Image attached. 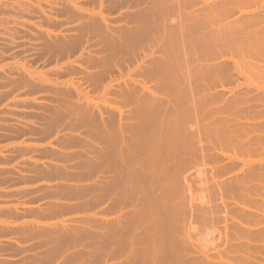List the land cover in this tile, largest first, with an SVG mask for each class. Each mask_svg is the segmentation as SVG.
<instances>
[{
    "label": "rangeland",
    "instance_id": "obj_1",
    "mask_svg": "<svg viewBox=\"0 0 264 264\" xmlns=\"http://www.w3.org/2000/svg\"><path fill=\"white\" fill-rule=\"evenodd\" d=\"M125 1H127V2L125 3ZM197 1L200 2L199 0H197ZM136 2H137V4H136ZM139 3H140V5H138ZM143 4H144L143 2L141 3L137 0H135V2H134V0H133V2H132V0H0V264H119L120 261H118V258L120 259V258H123L124 256H125V259H126V256L128 258L129 254L134 251V248L132 249V247L134 244H136V242L139 244H136V246H134V247L139 249L141 239H138V237L141 236V234L138 232H140L139 230L141 229L140 228L141 226L140 227L138 226V229H137V226L135 229H133L134 226H132L133 222L136 221V220L134 221V219L135 218L137 219V217L139 216V213H137L138 215L136 217H133L134 214L131 213V210L133 209L132 210V212H133L134 209H137L135 207H137L139 204H141V201H140L141 200V197H140L141 196V193H140L141 190H140V188L142 187L141 185L143 184V182L140 180L143 177L141 176L142 173L138 174L139 172L137 171V170H139V171L142 170V168L140 169V167H141L140 165H142V162H141V164H138L140 159L138 161H136L135 159H138L139 157L142 156L141 157V161H142V158L145 154L142 151L138 152V150H140V148L143 147L142 143H144L145 145L148 144V142L146 141L147 136L146 137L144 136V134L147 132L146 129L149 128L147 126L153 124V125H155V128H157L158 126L160 127L161 124L159 123L156 125L153 122H151L152 124L145 122L144 118L148 117L149 112L148 111L146 112V110L142 107L143 105L141 103L140 104H141V107L143 109L137 108V107H140V104H138V103H139V101L141 102L142 99H140L139 101H137L138 100L137 98L132 99L135 102L132 101L131 99H130L131 101L128 102V100H129L128 99V100H126L127 102H125V100H123V97H121L119 95L118 91H119L120 87L124 86L123 82L129 81L127 79V78H129L127 76L129 69H134L135 66H137L139 64V62L137 63V61L141 60V58H142L141 56L143 54L138 52V53H140V56L138 57L137 56L138 54H136L137 58H132V60H131V58H130L131 54H130V51H128L130 46H122L121 47V46L115 45L116 42H115V38L113 36L116 37V35H117V34L115 35L116 29L118 30L120 27L124 28L126 25H128V23H130V21L128 22V19L131 20V18L133 17V15H132L130 18L129 17L130 14L136 13L137 10L139 11L140 10L139 6H143ZM247 9H249V8H247ZM125 12H127V14ZM127 15H129L128 16L129 18L127 17ZM122 16H123V18H122ZM131 23L134 24L133 21H131ZM119 24L121 26H119ZM129 25L131 26V24H129ZM122 26H124V27H122ZM159 30H160V28H159ZM82 35H83V37H82ZM113 38H114V40H113ZM164 47H166V46H164ZM172 47H174V48H172ZM172 47H169V48H172V49L177 48L178 49V47H180V46H177L176 48H175V46H172ZM126 48H128V49H126ZM166 49H168V48L166 47ZM142 52L144 53L145 51L143 50ZM128 56H130V57L127 58ZM133 59H135V60H133ZM144 62L147 64V60H145ZM106 64H108V66ZM102 65H103V67H102ZM104 66H107L106 67L107 69H108V67L111 66L110 67L111 70L109 69L110 70L109 72L107 71L106 73H103V71L104 72L106 71V70H102L104 68ZM119 68H120V70L122 69L121 71L124 73V74H122V75H124L122 77H127V78H125L127 80L121 79L122 77L119 76L120 75L119 74L120 73ZM130 77L131 78H137V80H139V81L143 80V78L141 79V76L139 74H137L136 72L130 73ZM261 80L262 79H260L258 81V83H256V85L260 84L259 86H261V84L263 83L262 85L264 86V82H263L264 80H262V82H261ZM152 81H154V80H152ZM147 82H146L147 85H152L155 81L152 83L150 81H149V83H147ZM254 82H257V79H256V81L254 80ZM110 83L112 84V87L110 89V92H108L106 98H104L105 96L102 95V91L105 88V86H107ZM79 85H81V86H79ZM226 86L227 87L228 86L233 87V84H229V85L227 84ZM255 90L256 89H253L254 92L257 91V90L255 91ZM115 91H116V93H115ZM162 91H164V90H162ZM159 92L162 93L161 91H159ZM224 93H225V95L227 94L226 96L229 95V92L227 90H225ZM161 96H163V95H161ZM96 101H97V103H96ZM90 102H91V104H90ZM98 102H100V103H98ZM253 102H256V103H253ZM257 102H258L257 100H254L252 102L249 101L248 102L249 105L247 104V106H250V107L248 108L249 112L247 110L246 111L248 113H250V115L251 114H253V115L249 116L247 113V115L245 114V116H247V118H246L244 116V114L242 115L240 113L242 116V119H243L242 122L246 123L244 125L247 126V124L250 122L249 125L250 124L253 125L252 126L253 128H251L250 126H249L250 128H248V126H247L245 133H244L245 135L243 134L244 136H241V137L238 136L237 139L235 138V141H236V143L238 142V145L237 144L234 145L233 144L234 141H233L230 143V145L227 146V145H225V143H226L225 140L223 141V139H221V141H222V143H221V142H219L220 140L217 139V137L215 138V134H213L211 131L215 132V129H217V128L220 129L222 127L221 125H223V124L221 122H218L221 125L216 123V122H214V124H213L212 121H214V119H211V118H213V117H211V115L210 116L205 115L204 117H200L199 119L196 117L197 119H193V120H191V119L187 120V117H186L187 121H186L184 126L182 124H184L185 121H183V123L180 122L181 123V125H179L180 130L177 129L178 128L177 123L176 124L172 123L171 125H169V124L165 125V127L168 126V127H166V129L168 128L169 131H171L170 134H172V131H173V133H178L180 135V138L182 137L181 138L182 141H185L187 138L189 140H191L190 137H186L184 130L181 131V127H182V129H184V127L187 126L185 128L186 129L185 131H191V132L197 133V134L194 133L195 136L193 139L195 142L193 144V147L196 148L198 146L197 148H200V146H201V148L204 149L203 150L200 148L201 149L200 153H202V155L204 153L205 156H200L199 149H197V148L196 149L198 150L199 154L197 153V151H194V154L192 152L187 153V154H189V156H191L189 158L186 155L187 159H191L190 161L193 163V165L189 160L188 161L186 160L187 161V163H186V161L184 162V161H182V159L181 160L180 159H178V160L174 159V161L172 163L173 164L172 166H174V163H178V164H176L177 167L178 166L184 167V168L179 167V170H178L177 167L174 166V168L176 167V169L179 171V174L182 175L181 176L178 174L179 177L180 176L182 177V179H181V177H180V179L183 182L185 181L184 183L186 184V185L184 184L186 186V187H184V185H182L183 182L179 179V177L176 176L178 178L180 184L181 183L182 184L179 185L177 183V181L175 180L177 184L174 182L173 187H175L177 189L178 185H179L178 186L179 188L182 186L181 187L182 189L180 188V190H178L177 192L179 194L180 191H181V193L183 191L182 194L180 193L181 194L180 196L183 197V195H184V197H183L184 199L180 200L181 197H180V199H177V200H179V201H177L178 206L180 205L182 207V205L184 206V204L187 203L188 201H189V203H187L186 205L190 204L187 206L188 207L187 211L189 214L188 215L186 213V209H185V212L180 210L182 208H185L186 206L182 207V208L177 207V203L174 202L176 200H174L173 202L176 203L175 204V206L177 207L176 209L180 208L179 210H177L180 212V214L178 213V215H177L176 214L177 211H174L175 216L176 215L177 216L175 217L173 215L174 216L173 220H174V222L176 221V219H177V222H179L178 220H181V219L183 220V218L178 219L180 216L182 217V214L184 215L183 217H186L185 215H187V218L185 219L186 222L187 221L190 222V220H191V223H189V222L185 223L183 220V223H185V225L183 223H179V225H178L179 227H180V225H183L180 227L181 232L183 231L182 234H179L180 228L178 229V226H177L178 223L177 222L174 223V225L177 223L176 227L174 226V228L176 229V238L175 239L178 240L177 245H178V248L180 250L181 244L179 243V240H180V238L183 239L180 236L181 235L183 236V234H184V237H186L188 235L187 238H185V240L183 239L184 241L181 240L182 243L184 242L183 248H185V251L187 253L189 252V253L194 254L193 253L194 250H197L195 252L198 256L199 252H200V255H202L203 252L204 253L206 252L205 254L203 253V255H206V257L199 255L200 256V258H199V256H198V258H199L198 262H200V259L204 260L203 258L212 257V258H210V260H208V259H205V260H208L209 264H212V263L221 264L223 262H224V264H227L225 262H228V264H230L231 260H233L234 264H236L237 262H238L237 264H243L242 261L245 259L244 249L246 246H248L249 242L254 244L255 247H258V248H259V246L264 245V239L262 240V238H260L261 236L264 237V233H263L264 232V224H263L264 223V220H263L264 217L260 216L261 212L264 213V211H260V210H263V208L260 209V207H259L260 204L262 202H264V200H263L264 197L262 199L263 195H260V193H262V188L264 190V187H262V188L258 187L259 183H257V182H259V181L255 180L256 178H257V180H260L261 178H263V175L261 176V178H259V177L251 178V181L249 180V182H248L249 184H250V182L253 184L257 183L258 186H255V184H254L253 187H256V190H257V188H259V190L261 189L260 192H255V193H258L260 196L258 194H254L253 192H251V193L254 195L249 194L250 188H252L251 191L255 190V188L253 190V187L251 186L252 184L249 185L251 187H249L248 190L245 189L246 195L243 194L242 192H240V193H242L243 195H240V194L238 195L242 201L241 196H248V194H249V196H248L249 199H251L250 196H253L252 197L253 199H255V197H256V199L254 200L253 203H255V201L258 203V204L257 203L253 204L250 201L251 204H249V201H248V203H247V201H245L246 199L245 200L243 199L242 203L240 201H239L240 203H236V205L238 204L239 205L238 207H240L237 209L238 212H242L243 215L241 213H238L237 211L236 212L238 214H241L242 216L237 215V213L235 212V210L233 208V207H237L234 204L236 202V199L234 197L236 195V193H234V196H232L233 193L231 194V192H230V194H227V193H229V191H227V187H226L227 184L229 186L230 184L235 183L234 179H236V176L238 177V175L240 173H242L244 175V173L252 170L253 165H254L253 169H256V167H258L259 165H261L262 169H264V165H263V163H264L263 162V159H264V147H263L264 146V138H263L264 137V125H263L264 124V122H263L264 121V111H262L264 109L261 110V108H264V107L261 106V108H259L260 102L259 103H257ZM107 103L111 104V105H108ZM115 103H117V104H115ZM124 106H125V109H124ZM240 106H243V105H240ZM141 109H142V111H141ZM256 110H257V112H256ZM251 111H252V113H251ZM143 113H145V115ZM244 113H246V112H244ZM142 114H143V116H146V117H143ZM120 115H121V118H120ZM232 115L233 116L228 114L227 117L228 118H230V117L234 118L235 117L234 113ZM237 115H239V114H237ZM110 116H112V117H110ZM213 116L215 118V116H217V115H213ZM241 116H240V121H241ZM139 117L140 118L143 117V119H140ZM206 118H210V120L209 119L206 120ZM248 118L251 120L248 121ZM184 119H185V116H184ZM261 119H263V120H261ZM147 120H149V119L147 118ZM123 121H125V122H123ZM144 122L147 123V126L145 125ZM162 123H163V121H162ZM205 123H206V125H205ZM164 124H165V122L162 124V127ZM217 124L219 125V127ZM256 124H257V127H260V128H257V127L254 128V126H256ZM258 124H260V125H258ZM73 125H74V127H73ZM207 125L210 127L208 128ZM130 126H131V128H130ZM174 126H175V129H177V130L174 129ZM204 126H206V127H204ZM171 127H173V130ZM223 127H224V125H223ZM150 128L154 129V127H150ZM140 129H141V131H140ZM168 129L165 131V133L167 135H164L165 133H162L165 137L166 136L168 137V135H169ZM208 129L211 131H209ZM251 129L253 132L251 131ZM144 130H145V132H143ZM147 130H150V132H151L152 129H147ZM159 130H160V128H159ZM254 130H256V131H254ZM154 131H155V129L153 130V135L155 133ZM156 131H158V128L156 129ZM167 131H168V133H167ZM136 132H137V134H135ZM102 133L110 136V139H111L110 141L113 140L112 142L115 143L113 145L111 144L112 147H114V148H120L121 146L119 147V145H122L125 143L124 145H122L123 148L121 147L122 149L121 148L120 149L123 151V153H126V154H127V152H130V151L132 152V149L134 150V148H131L132 146H129V144L133 140H135V141L137 140V142H135L137 144V143H139L138 138L140 137V134H141V136L143 135L142 137H145V139L143 138V140H145V141H143L142 138H140V140H142L143 142L139 143V144H142V145L138 146L139 149L135 148V150H134L136 153L135 156H137L138 158L134 157V155H133L134 153L131 154V157H132V155L134 157V158L132 157V159H133L132 161L134 162V160H135L136 163L134 162V164H138V165H134L132 162H130L131 158H129V164L128 163L126 164V161H127L126 159H125L126 161L124 160L125 161L124 164H126L125 166L128 165V166H130V168L133 167L132 168L133 171L136 169V171H134V173H135L134 174V173H132V169L130 170L129 167L128 168L125 167L127 169V171L130 170V172L132 173V174L131 173L128 174V172H127V174L129 175L128 179H130L131 178L130 175L133 176V174H134V180L136 178L137 182H138L139 178H141L139 180L140 181L139 183H141V182L142 183L141 184L138 183V185L140 187H138V185H137V187H138L137 192H139L138 201H140L139 204H138V201L136 200L138 193L135 192L136 194L133 195L134 193L132 194V192H131L133 190V187L136 188V186H135L136 183H135V181L133 182V177H132V180L130 179V181H132L131 182L132 186H130L131 191L128 194L129 199H131L130 201H128L129 200L128 197H125L127 195L124 196V199H123V197H121V200L119 199V197H116L117 196L115 193L116 190L114 192L112 191L113 194L107 196V198L104 199V201H102L100 199V197H102V195H101L102 191L101 190H102V185L104 183V182L102 183V179L106 178L107 175L112 177V179L110 178L111 180L115 179V177H116V176H114V178H113V175H116L115 165L111 166L110 168L107 167L108 169H110L109 170L110 172L108 171L109 172L108 174H105L107 172H104V169H103V168H105V170H106V167L105 166L103 168L101 167L102 162H100V161L102 160V158H99V155H100L99 151L101 149L103 151L102 146H104L106 144L105 141L102 142V140H101V139H103ZM127 133H128V135H127ZM147 133H148L147 134L148 138H149V135L152 136L151 139L149 138L150 140L148 139V141H151L153 139V135H152V133H149V132H147ZM247 133H248V135H247ZM131 134H133V135H131ZM156 134L158 136V134H161V132H157ZM178 134H173L174 137L171 135V137H173L174 139L173 138H167V137L166 138H167V140L173 139L175 141L176 137L179 136ZM255 136H257V137H255ZM120 137H121V139H120ZM155 137L156 136H154V138ZM206 137L208 138L207 140H206ZM248 137H249V139H247ZM258 137L261 139V141ZM177 138H178L177 141L178 140L180 141L179 137H177ZM250 138L251 139L253 138V139L250 141ZM157 139H158V137H157ZM183 139H185V140H183ZM100 140H101V142H100ZM125 140H126V142H125ZM196 140L197 141L199 140L197 142V144H195ZM214 140L216 143L213 142ZM217 140H219V141H217ZM79 141H80V144H79ZM182 141H180V142H182ZM112 142H110V143H112ZM119 142H121V143H119ZM145 142H147V143H145ZM211 142H212L213 146L217 143L219 144V145L217 144L213 147V149L216 150V151H213L214 155L211 153L212 152L211 150H213V149H211L212 146H211V148H207V146L209 147L211 145V144L208 145ZM240 142H242L241 146L239 145ZM244 142H247V144H245ZM62 143H64V144H62ZM135 143H133V144H135ZM175 143H177V142L175 141ZM201 143L204 145H202ZM220 143L222 144V146H221L222 148H220ZM232 144L234 147L231 146ZM111 145H109V146H111ZM247 145H250L253 148L251 151L249 150L250 153L248 152V149L250 146L247 147ZM217 146H219V147H217ZM225 146H227V147L231 146L232 149L234 148L236 150L233 149L234 151H232V149H229L230 147L228 148L229 149L228 150V149H226L227 147H225ZM237 146H238V149L236 148ZM244 146H246V147H244ZM136 147H137V145H136ZM223 147H225V149H226V151L223 150L224 154H226V155H223V153H222L223 151L221 149H224ZM106 148H107V146H106ZM195 148H194V150H195ZM218 148H220V150H221V151L219 150L221 153L220 157L224 161L217 159V158H219L218 157L219 156ZM123 149H125L127 152H124ZM145 149H147L146 146H145ZM205 149H206V151L207 150L208 151L206 152ZM209 149H210V151H209ZM241 149H244V150L241 151ZM112 150H114V149H112ZM120 151H118V152H120ZM239 151H241L243 154L247 152L246 153L247 155H244L243 156L244 158H241V160L246 159V160H251V162L252 161L256 162L258 160L257 161L258 163L260 162L259 160H262L261 161L262 164H261V162L259 163V165H256V164H258L257 162H256V164L254 162H253L254 164H251V163L248 164L247 163L248 165L246 164V166L245 167L243 166V167L245 169L248 166L247 168H249L250 170L247 168L246 169L248 171L242 169L241 163H239V161H238L240 159H237L235 161L236 157H241L243 155ZM244 151H246V152H244ZM144 152H146V151H144ZM208 152H210V153H208ZM237 152L239 154H237ZM139 153H141V154H139ZM126 154H125V156L124 155L123 156L126 157ZM148 154L149 153H148V149H147L146 157L148 156ZM209 154H212V155H210V156H213L212 160L210 159ZM216 154H218L217 158L215 157ZM231 154L233 157H235V155H238V156H236L234 158V160H231L230 165H229L228 162L230 161V159H233V157L229 159L227 156L230 157ZM50 155H51V157H50ZM113 155L116 156V154H113ZM195 155L197 158L195 157ZM222 155L226 156L227 159H226V157H223ZM100 156L102 157V154ZM186 156L184 158H186ZM192 156L195 157L193 160H192ZM128 157H130V155ZM128 157H126V158H128ZM207 157H209V158H207ZM114 158H113V161L116 160L115 162H117V156L115 159ZM197 159H199V160H197ZM216 159L219 161L217 162ZM241 160H240V162H241ZM40 162H41V164H40ZM82 162L85 163L86 165L89 164L88 165L89 167H90V164H92V162L95 164L97 163L96 164L97 165V172L95 171V172L90 174L91 179L90 178L87 179V178H84V176H81V174L83 172L82 171V165H81ZM115 162H113V163L115 164ZM182 162L184 163V165L182 164ZM188 162L191 164L189 165ZM131 163L134 166L133 165L131 166L130 165ZM185 163L188 165H186ZM224 163L225 164L228 163L227 165H229V168H227ZM237 163L240 164L241 169L240 168L239 169L241 171L243 170V172H241L240 170L237 172L235 170L239 167V164H237ZM222 164H224V165L221 168L220 165H222ZM235 164H237L238 167ZM215 165H216V167L220 166L221 170L216 168ZM232 165H234V166H232ZM242 165H245V164H242ZM75 166H77V167H75ZM185 166H187V167H185ZM188 166L189 167L192 166V167L187 170ZM230 166H231V169H230ZM137 167H139V168L137 169ZM224 167H226V168H224ZM250 167H252V168H250ZM174 168H172V169H174ZM211 168H212V170H211ZM102 169H103V171L101 172ZM181 169H185V170H181ZM229 169L237 172L236 173V172L231 171L232 175L233 174L235 175V176L233 175L235 178L231 175ZM177 170H175L176 174L178 172ZM223 170H225V171L228 170V172L226 171V174H224ZM215 171L220 172V174H218V172H215ZM222 171H223V174H221ZM262 172H263L262 174H264L263 170H262ZM213 173H214V175H213ZM136 174L138 176L140 175V177H138ZM184 175H188V176L186 177ZM228 175H230V176L228 177ZM194 177H196V178H194ZM227 177L228 178L231 177L230 178L231 183ZM67 178H68V180H67ZM226 178L228 179V181ZM221 180L227 181V182H225L221 185V183H222ZM232 180H233V182H232ZM254 180H255V182H254ZM262 180L263 179H261L260 181H262ZM126 181L129 182V180H126ZM126 181H125V183H126ZM186 182L188 184H190V186L187 185ZM218 182H220V184ZM84 184L85 185L86 184H93L99 188V195H100L99 196V204L97 205V202L95 201V203H96L95 206L93 208H90L89 210L79 209V210H67L66 211L65 208L71 207V206L75 205L76 203H79L80 201L83 200L82 197L77 198V197L73 196L72 189L80 188L81 186H85ZM127 184L128 183H126V186H127ZM224 184H226V185H224ZM261 184L263 186L264 182L263 183L261 182ZM219 185L221 186V188L219 187ZM246 185H248V184L246 183ZM126 186L124 185L125 188H126ZM223 186H225L226 188ZM216 187H218V189ZM175 188H173V189H174L175 194H176L177 192H176ZM127 189H128V187L126 188V192H127ZM222 189H224L226 192L224 190H223L224 191L223 192ZM243 189H244V187H243ZM243 189H242V191H243ZM219 190L221 191L222 194L219 192ZM184 191H185V194H184ZM186 191L187 192L190 191L188 193L189 195L187 194ZM214 191H216V192H214ZM97 192H98V190H97ZM97 192L96 193L93 192L92 195L95 194L97 196V194H98ZM133 192H134V190H133ZM247 192H249V193L247 194ZM127 193L124 192V194H127ZM223 194L225 195V197L228 195L232 196V197L228 196L229 199H228V197H226V199H225ZM262 194H264V193H262ZM257 195H258V197H257ZM51 196H53V197H51ZM133 196H136V197H133ZM220 196H221V199H220ZM238 196H236V197H238ZM175 197H177V196L175 195L174 199H175ZM200 197H201V199H200ZM203 197H204V199H203ZM239 197H238V199H239ZM260 197H261V200H263L262 202L260 200ZM199 199L202 201H200ZM210 199H211V201H210ZM232 199H233V201L235 200L234 203H231ZM28 200L34 201L32 205H33V208L38 209L37 213L34 212V213H32L33 215H26L23 210L21 211V209H24L26 207V205H27L26 203L28 202ZM118 200L120 202L123 201L122 203H123V205H125V207L123 206V208H121L122 203H119ZM124 200H126L128 202V205H130L129 207L126 203H124ZM133 200H135V203L137 201V204H138V205L134 204V206L136 205L135 207L131 203V202H133ZM183 200H185L186 202L185 201L182 202ZM219 200H221V201L219 202ZM225 200H226V202H225ZM199 201L201 204L199 203ZM223 201L225 203H227V205L225 203H223ZM106 202H107V204L112 203L113 205L115 203H117V205H118L117 207L121 206L120 208H121V212H123L122 213L123 219H122V216L120 215V213H121L119 210L120 208L117 209V207H115L116 204L114 205L115 209L111 214H108V213L107 214L105 213L106 215L103 214L102 208L105 205H107ZM228 202H230L231 204H229ZM237 202H238V200H237ZM181 203H183V204H181ZM243 203H245V204L247 203V204L245 205ZM199 204H200V206H199ZM218 204H219V207H218ZM221 204L223 205V207L221 206ZM228 205H230V206H228ZM139 206H141V205H139ZM139 206H138V209L140 210ZM215 206H217V207H215ZM11 207L18 208V211L16 212V214L13 213L12 211H10ZM130 207H133V208H130ZM212 207H214L216 212L214 211V209ZM262 207H264V206H262ZM129 208L131 209L130 213H129V210H127ZM227 208L229 209L228 211H227ZM138 209L136 210V212H138ZM189 209H190V211H189ZM207 210H209V211H207ZM223 210H225V211H223ZM124 211L126 213L128 212V214H132L133 216H129L127 214L126 215L127 217H124V215H125ZM181 211L186 213V214L182 213ZM200 211H202L203 214ZM229 211H232V213L235 212L236 213L235 216H238V217L233 216L234 213L232 215H229L228 214ZM190 212L191 213L194 212L193 216ZM223 212L226 215H224ZM263 213L261 215H264ZM87 216H89L90 218H88ZM116 216H119L118 218L122 219L123 223L128 218V220H126V224H127V222H129V219L131 222L132 221L131 218H133V221L131 223L132 225L130 224L128 227L129 228L132 227L134 232L132 229H130V231L134 235L130 231L128 232L129 229L128 230L126 229L127 226L124 223L125 225L124 224L123 225L125 227H123V228L126 230V232H125V230L123 231V229H122V233L125 236V238L123 236H121L122 241H124L122 243L120 241L121 237H118V235L120 236L121 233L118 234V232H120V231H117V228H116L117 224L118 223L122 224V222H120V220L118 221V218ZM204 217H205V219H204ZM102 218L104 220L105 219L110 220L113 223H115L116 221L118 222V223H115L116 225H114V228H113L115 230V232H113V229L110 230L109 227L104 226L105 224H102L103 223ZM124 218H126V219H124ZM194 218H196L195 219L196 221L194 220ZM236 218H238L239 220ZM96 219L99 221V223H97L95 221ZM101 219H102V222H101ZM114 220H115V222H114ZM182 220H181V222H182ZM13 221H16V222H13ZM87 221H91L90 224L87 223ZM227 222H229V223H227ZM233 223L235 225H233ZM259 224H261V225H259ZM224 226L226 227V229ZM105 227H107V228H105ZM194 227H195V229H194ZM229 227H231V228H229ZM136 229L138 230V232H136L137 231ZM248 229H250V230H248ZM210 232H211L212 236H210L211 235ZM233 232H234V234H233ZM251 232H252V234H251ZM114 233H117V235L116 234L113 235ZM105 234H106V236H105ZM123 234H121V235H123ZM177 234H179L178 235L180 237L179 239L177 237ZM129 235L133 238L135 235H137V236L139 235V236L138 237L136 236L137 238L135 237L136 239L132 240L133 242L135 241L133 243V245L130 242L132 247L126 245L128 247L127 248L126 246H124V244L127 243L129 245L128 241L131 240V237ZM240 235H242V236H240ZM195 236H196V238H195ZM208 237H211V238H208ZM250 237H251V239H250ZM128 238H130V240ZM117 240H118V242H120L118 244H122L124 247L120 248L119 245H116L117 242H115V241H117ZM188 240H189V242H188ZM258 240H259V242H258ZM260 240L262 243L260 242ZM190 241H193L192 244ZM253 241H255V242H253ZM186 242H188L187 243L188 247L185 246ZM243 244H246V246L244 245L245 246L244 247ZM137 245H138V247H137ZM190 245H191V247H190ZM203 245H204V247H203ZM249 245L251 247V244H249ZM254 245H252L253 248H251V249H249L250 247L246 248L247 249L246 253L251 254L249 256H252L250 258V260L253 259V260H251L252 263L254 262V264H264V247L263 248L260 247L259 249L258 248L255 249ZM192 246L194 248H192ZM125 247L127 249H125ZM197 247H199V249ZM187 248L191 249V251H193V252L188 251ZM131 249L133 251H131ZM125 250L126 251L128 250L127 252L129 254L125 253L126 252ZM183 251L184 250H182V251L180 250L179 253L182 252V254H183L185 252V251L184 252ZM117 252H118V254H115ZM123 253H125V254L123 255ZM185 253L183 254L184 256H186ZM217 253L219 256L217 255ZM256 253H257V255H256ZM105 254L107 257L104 256ZM120 254L123 255V257ZM182 254H179L180 259L185 258ZM196 254H194V255H196ZM222 255H224V257ZM247 255H245V256H247ZM213 256H214V258H213ZM194 257H196V256H194ZM201 257H203V258H201ZM188 258H190V256ZM188 258H187V261H190V260H188ZM229 258H230V261H228ZM125 259H123L124 262L127 260V259L126 260ZM185 259H183V260H185ZM234 259H235V261H234ZM194 260H195V258H194ZM205 260L203 261L204 263H206ZM217 261H218V263H217ZM182 262H186V261H182ZM244 263L246 264V261ZM231 264H232V262H231Z\"/></svg>",
    "mask_w": 264,
    "mask_h": 264
},
{
    "label": "bare ground",
    "instance_id": "obj_2",
    "mask_svg": "<svg viewBox=\"0 0 264 264\" xmlns=\"http://www.w3.org/2000/svg\"><path fill=\"white\" fill-rule=\"evenodd\" d=\"M137 1H139V2H143L144 4H143V6H139V11L137 10L136 11V13H132V14H130V16L129 15H127V17L129 16L130 18H131V16L133 15V17L131 18V20H129L128 19V22L130 21V23H128V25L129 24H131V26L129 25H124V26H122V27H124V28H119L118 30L116 29L115 30V35H116V37L115 36H113L114 38H115V42H116V44L115 45H117V46H130V48H129V50L128 51H130V54H131V57L130 56H128L127 58H131V60H132V58H137L136 57V54H138L137 56L139 57L140 56V53H142L143 55L140 57L141 58V60L139 61H137V63L139 62V64L137 65V66H135V68L134 69H129V72L127 73V76L129 77V78H127V77H122V76H124V75H122V74H124L121 70H120V68H119V76H121L120 78L122 79V80H129L128 82L127 81H124L123 83H124V86L123 87H120L119 88V95L121 96V97H123V100H125V102H127L126 100H128V102L129 101H131L132 99H138L137 101H139L140 99H142V101L140 102L139 101V103L138 104H142L143 106V108L146 110V112L148 111L149 113H148V119L149 120H147V118H144V120H145V122H148L149 124L151 123V122H153V123H155L156 125L157 124H161V126L159 127H157L158 128V131H156V129L157 128H155V125H153L152 123V125H148L147 126V123H145V125L147 126V127H149V128H147V129H152L151 130V132H150V130H147L146 129V131L147 132H149V133H152V135H153V130L155 129V133H154V135H153V139L151 140V141H148V139L150 138L151 139V135H149V138H148V133L146 132L145 134H144V136L146 137V141L148 142V144H144V143H142L143 141H145V140H143V138L145 139V137H142L141 136V134H140V137L138 138L139 139V143H142L143 144V147L142 148H140V150H138V152L139 151H142L143 153H145L144 154V156H143V158H142V161H141V157H137V156H135V148H138L139 149V147L138 146H140V145H142V144H139V143H135V142H137V140L135 141V140H133L130 144H129V146H132L131 148H134V150L132 149V152L130 151V152H127L125 149H123L124 150V152H127V154L126 153H123V151L121 150L123 147H122V145H124V144H122V145H119V147L121 148H114V147H112V145L113 144H115V143H113L112 141H110L111 139H110V136L109 135H106V134H103L102 133V138L103 139H101L102 140V142L103 141H105V145L104 146H102L103 147V151H102V149L99 151L100 153V155L102 154V157L99 155V158H102V160L100 161V162H102V164H101V167L103 168L104 166L105 167H108V168H110L109 167V165L111 164V166H114L115 165V172H116V175H113V178H114V176H116L115 177V179H113V180H111L112 179V177L111 176H109V175H107V177L106 178H104V179H102V183H103V188H102V193H101V195H103V197H100V199H105V194H106V191H107V194H113V193H110V192H114L115 190H116V197H119V199L121 200V197H123V199H124V196L125 195H127V196H125V197H128V199H129V192L131 191L130 190V186H132L131 185V182L132 181H130V179L132 180V177H133V182L135 181V183H136V188H134L133 187V190H134V192H133V190L131 191L132 192V194L133 195H135L136 193L135 192H137V188L138 187H140L139 185H138V183L140 182V181H142L143 182V184L141 185L142 187L140 188V190H141V204H139L140 203V201H138V197H139V192H137L138 193V195H137V201H138V204L139 205H141V206H139L138 204H137V201H136V203H135V200H133V202H131L132 203V205L134 206V204H137L139 207H140V210L138 209V206L137 207H135V208H137L138 209V212H136V210L137 209H134V211L132 212V210L130 209V208H133V207H130L129 209H127V210H129V213H130V210H131V213L132 214H134V216L132 215V214H128V212L126 213L125 211H124V213H125V215H124V217H127L126 215L128 214L129 216H133V217H136L138 214L137 213H139V218L137 217V219L135 218L134 219V221L135 222H133V225L131 224L132 223V221H133V218H131V222H130V219H129V222H127V224H126V220H128V218L126 219V218H124V219H126L125 220V224H126V226H127V230H128V232L130 231V229H132V227L131 228H129L128 226L131 224L132 226H134V228L133 229H135L136 228V226H137V229H138V226L141 228L139 231L140 232H138V230L136 231V232H138V233H140L141 234V236H137V235H135L134 236V238L133 237H131L130 235V237H131V240H130V238H128L130 241H128L129 242V245L127 244V243H123L124 244V246H131V244H130V242L132 243V245H133V243L135 242H133L132 240H135L137 237H138V239H141V243H140V246H139V249H137V248H135L134 246H136V244H139V243H137L136 242V244H134L133 245V247H132V249L134 248V251L131 249V251H133L132 253H128L126 250V252L125 253H127V254H129V257L127 258V256H126V259H125V256L123 257V255L125 254V253H123V255H121L123 258H118V261H120V263L123 261V259H125L126 261L124 262H122L121 264H209L208 263V260H210V258H212V257H210V258H203V257H206V255H203V253H202V255H200V252L198 253V256L200 255V256H203V257H201V258H203L204 260L205 259H208V260H205V262L206 263H204L203 261L204 260H202V259H200V262H198V260H199V258H200V256H199V258H198V256H197V254H196V252L195 251H197V250H194V252L193 251H191V249H188V251H191V252H193L194 254H196V255H194V254H192V253H187L186 251H185V248H183V243L181 242V240L182 241H184L185 240V238H187V236L186 237H184V234H183V236L181 235L180 237H182L183 239H181L178 235L179 234H182V232H181V226H183V225H180V227L178 226L179 225V223H183V220H184V222L185 223H187V222H189V221H187L186 222V218H187V215H185L186 217H183L184 215L182 214V217L180 216L178 219H181V218H183V220H182V222H181V220H178L179 222H177V219H176V221L175 222H177L176 224H177V226H178V229L180 228V230H179V234H177V237H178V239L180 238V240H179V243L181 244V251L182 250H184L183 252L186 254V256H184L183 254H182V252L181 253H179L180 252V250H179V248H178V245H177V242H178V240L177 239H175L176 238V229L174 228V226L176 227V224L174 225V220H173V217L175 216V214H174V211H177V210H179L180 208H182V207H185V208H182V209H180V210H182V211H184L185 212V209H186V213L188 214V211H187V206L188 205H190V204H188V205H186L187 203H189V201L187 202V203H185L184 204V206L182 205V207L179 205L178 206V203H177V201H179V200H177V199H180V195L183 193V191H182V193H181V191L179 192V194H178V190H180V188L182 187H178L179 185H181L180 184V182H179V180H178V178L177 177H179V175H181V174H179V167L180 166H176V164H178V163H174V166H176L177 167V169H176V167L174 168V166H172L173 164V161H174V159H182V161H190L191 159H187V156L190 158L191 156H189V154H187L188 152H192L193 154H194V151H197V153H198V150L197 149H199V153H200V150L201 149H203V148H201V146H200V148H195V147H193V144H194V136H195V134L194 133H196V132H191V131H185L186 129V127H184V129H182V127H181V131H183L184 130V132H185V135H186V137H190L191 138V140H189L188 138L185 140V139H183V140H185V141H182V137L180 138V135L178 134V133H173V131H172V134H170V132L171 131H169V129H168V131H169V135H168V137L167 138H173L174 136H173V134H178L179 136H177V137H179V139H180V141H182V142H180L179 140L177 141V137H176V139H175V141L177 142V143H175V141L173 140H167V138L164 136V135H167L166 133H165V131L167 130L166 129V127H168V126H166L165 127V125H167V124H169V125H171L172 123H174V124H176L177 123V129H179V125H181V123L180 122H182L183 123V121H185L184 122V124H182L183 126L185 125V123H186V121L187 120H193V119H199L200 117H204L205 115L207 116V115H211V117H213V118H211V119H214V121H212L213 122V124H214V122H216V123H218V122H221L223 125H224V127H223V125H221L220 123H218V124H220L222 127L220 128V129H215V132H213V131H211V130H209V131H211L213 134H215V138L217 137V139H219V140H217V141H219V142H221L222 143V141H221V139H223V141L225 140V145H230V143L231 142H233L234 141V145L235 144H237L238 145V142L236 143V141H235V138L237 139V137L239 136V137H241V136H244L245 134V130H246V128H247V126H248V128H253L252 126L253 125H249V123L247 124V126L246 125H244V124H246L245 122L243 123L242 122V116H241V114L243 115L244 114V116H245V114L247 115V113L249 112V110H248V108L250 107V106H247V104L249 105V101L250 102H252V101H254V100H257L258 102L257 103H259V108H261V106L262 107H264V86L261 84V86H259L260 84H258V85H256V83H258V81L260 80V79H262V80H264V0H199L200 2H198L197 0H137ZM127 1H125V3H126ZM132 2H133V0H132ZM134 2H135V0H134ZM121 3V2H120ZM123 4V3H122ZM136 4H137V2H136ZM101 5V4H100ZM113 5V4H112ZM135 5V4H134ZM138 5H140V3L138 4ZM141 7V8H140ZM247 8H249V9H247ZM133 10V9H132ZM126 14H127V12H125ZM98 14V13H97ZM126 17V18H127ZM128 17V18H129ZM122 18H123V16H122ZM107 20V19H106ZM112 20V19H111ZM122 20V19H121ZM125 20V19H124ZM115 21V20H114ZM119 21V20H118ZM131 21H133V23L134 24H132L131 23ZM96 22V21H95ZM126 22V21H125ZM92 24V23H91ZM126 24V23H125ZM104 25V24H103ZM118 26V25H117ZM119 26H121L120 24H119ZM98 27V26H97ZM103 27V26H102ZM127 27V28H126ZM91 28V27H90ZM101 28V27H100ZM159 28H160V30H159ZM99 29V28H98ZM89 30V29H88ZM117 32V33H116ZM111 33V32H110ZM109 33V34H110ZM82 37H83V35H82ZM114 38H113V40H114ZM105 40V39H104ZM114 42V43H115ZM112 43V42H111ZM107 44V43H106ZM108 45V44H107ZM56 46V45H55ZM101 46V45H100ZM164 46H166L168 49H166V47H164ZM172 46H175V48L177 47V46H180V47H178V49L176 50V49H172V48H174V47H172ZM169 47H172V48H169ZM126 49H128V48H126ZM145 51L144 53L142 52V51ZM170 50V51H169ZM99 51V50H98ZM122 52V51H121ZM138 52H140V53H138ZM110 55V54H109ZM105 57V56H104ZM110 57V56H109ZM130 60V59H129ZM133 60H135V59H133ZM145 60H147V64L144 62ZM81 62V61H80ZM109 63V62H108ZM136 64V63H135ZM107 66H108V64H106ZM101 66V65H100ZM107 66H104V68L102 69V70H106L105 72L103 71V73H106L107 71L109 72L111 69H110V67H108V69L106 68ZM102 67H103V65H102ZM110 69V70H109ZM87 72V71H86ZM122 72V73H121ZM137 73V74H139L140 76H141V79L143 78V80H141V81H139V80H137V78H131L130 77V73ZM98 73V72H97ZM75 74V73H74ZM100 76V75H99ZM126 76V75H125ZM138 76V75H137ZM143 76V77H142ZM93 78V77H92ZM98 78V77H97ZM101 78V77H100ZM125 78H127V79H125ZM145 78V79H144ZM256 79H257V82H254V80L256 81ZM152 80H154V81H152ZM262 80H261V82H262ZM148 81V82H147ZM149 81L151 82H154L152 85H147L146 84V82L147 83H149ZM89 82V81H88ZM98 82V81H97ZM119 82V81H118ZM151 82V83H152ZM260 82V83H261ZM264 82V81H263ZM120 83V82H119ZM100 84V83H99ZM229 85V84H233V87H227L226 85ZM84 85V84H83ZM137 85V86H136ZM139 85V86H138ZM79 86H81V85H79ZM78 86V87H79ZM114 86V85H113ZM226 86V87H225ZM232 86V85H231ZM77 87V86H76ZM111 87H112V84L110 83V84H108L107 86H105V88L103 89V91H102V95H104L105 97L104 98H106V96H107V94H108V92H110V89H111ZM115 87V86H114ZM139 87V88H138ZM82 89V88H81ZM94 89V88H93ZM92 89V90H93ZM253 89H256L255 91L256 92H254L253 91ZM162 90H164V91H162ZM225 90H227L228 92H229V95L228 96H226L225 95V93H224V91ZM159 91H161L162 93H160ZM69 92V91H68ZM78 92V91H77ZM96 92V91H95ZM98 92V91H97ZM79 93V92H78ZM115 93H116V91H115ZM98 95V94H97ZM101 95V96H102ZM160 95V96H159ZM161 95H163V96H161ZM87 96V95H86ZM100 96V97H101ZM116 96V95H115ZM103 97V96H102ZM112 98V97H111ZM131 99V100H130ZM118 100V99H117ZM116 100V101H117ZM122 100V101H123ZM94 101V100H93ZM98 101V100H97ZM97 101H96V103H97ZM121 101V100H120ZM132 101H134V100H132ZM101 102V101H100ZM100 102H98V103H100ZM104 102V101H103ZM135 102V101H134ZM253 103H256V102H253ZM90 104H91V102H90ZM94 104V103H93ZM108 104V103H107ZM115 104H117V103H115ZM141 104H140V107H137V108H142L141 107ZM104 105V104H103ZM108 105H111V104H108ZM129 105V104H128ZM240 105H243V106H240ZM245 105V106H244ZM85 106V105H84ZM107 106V105H106ZM115 106V105H114ZM110 107V106H109ZM117 107V106H116ZM74 108V107H73ZM119 108V107H118ZM129 108V107H128ZM142 108V109H143ZM124 109H125V106H124ZM142 109H141V111H142ZM262 109H264V108H261V110ZM121 110V109H120ZM136 110V109H135ZM248 112H247V111ZM260 110V111H261ZM88 111V110H87ZM113 111V110H112ZM138 111V110H137ZM144 111V110H143ZM262 111H264V110H262ZM261 111V112H262ZM101 112V111H100ZM145 112V113H146ZM244 112H246V113H244ZM256 112H257V110H256ZM259 112V111H258ZM89 113V112H88ZM122 113V112H121ZM145 113H143L144 115H145ZM234 113V118H232V117H230V118H228L227 116H228V114L229 115H231V116H233L232 114ZM236 113V114H235ZM241 113V114H240ZM251 113H252V111H251ZM143 114H142V116H143ZM237 114H239L240 116H241V121H240V116L239 115H237ZM258 114V113H257ZM117 115V114H116ZM183 115V116H182ZM213 115H217V116H215V118H214V116ZM248 115L249 116H251V115H253V114H251L250 115V113H248ZM72 116V115H71ZM129 116V115H128ZM141 116V115H140ZM184 116H185V119H184ZM260 116V115H259ZM93 117V116H92ZM110 117H112V116H110ZM123 117V116H122ZM143 117H146V116H143ZM143 117L142 118H140V119H143ZM186 117H187V120H186ZM197 117V118H196ZM246 118H247V116H245ZM120 118H121V115H120ZM136 118V117H135ZM258 118V117H257ZM69 119V118H68ZM101 119V118H100ZM126 119V118H125ZM134 119V118H133ZM207 119H209L210 120V118H206V120ZM116 120V119H115ZM143 120V121H144ZM251 119H249L248 118V121H250ZM256 120V119H255ZM258 120V119H257ZM261 120H263V119H261ZM260 120V121H261ZM87 121V120H86ZM141 121V120H140ZM150 121V122H149ZM162 121H163V123L165 122V124L163 125V127H162ZM199 121V120H198ZM246 121V120H245ZM64 122V121H63ZM101 122V121H100ZM123 122H125V121H123ZM127 122V121H126ZM247 122V121H246ZM264 122V121H263ZM62 123V122H61ZM75 123V122H74ZM253 123V122H252ZM260 123V122H259ZM50 124V123H49ZM112 124V123H111ZM118 124V123H117ZM191 124V123H190ZM217 124V125H218ZM57 125V124H56ZM134 125V124H133ZM139 125V124H138ZM205 125H206V123H205ZM212 125V124H211ZM258 125H260V124H258ZM264 125V124H263ZM48 126V125H47ZM121 126V125H120ZM119 126V127H120ZM125 126V125H124ZM129 126V125H128ZM176 126V125H175ZM175 126H174V129H175ZM208 126V125H207ZM250 126V127H249ZM73 127H74V125H73ZM92 127V126H91ZM142 127V126H141ZM150 127H154V129L153 128H150ZM165 127V128H164ZM193 127V126H192ZM204 127H206V126H204ZM210 126H208V128H209ZM218 127H219V125H218ZM257 127V124H256V126H254V128H256ZM130 128H131V126H130ZM143 128V127H142ZM159 128H160V130H159ZM164 128V129H163ZM170 128V127H169ZM172 128V130H173V127H171ZM257 128H260V127H257ZM263 128V127H262ZM111 129V128H110ZM166 129V130H165ZM177 129H175V130H177ZM202 129V128H201ZM211 129V128H210ZM164 132H163V131ZM171 130V129H170ZM180 130V129H179ZM178 130V131H179ZM199 130V129H198ZM260 130V129H259ZM48 131V130H47ZM123 131V130H122ZM140 131H141V129H140ZM168 131H167V133H168ZM193 131V130H192ZM249 131V130H248ZM251 131H252V129H251ZM254 131H256V130H254ZM108 132V131H107ZM118 132V131H117ZM143 132H145V130L143 131ZM157 132H161V134H158V136H157ZM253 132V131H252ZM96 133V132H95ZM105 133V132H104ZM110 133V132H109ZM133 133V132H132ZM162 133H165L164 135L162 134ZM249 133V132H248ZM248 133H247V135H248ZM255 133V132H254ZM18 134V133H17ZM80 134V133H79ZM112 134V133H111ZM134 134V133H133ZM133 134H131V135H133ZM135 134H137V132L135 133ZM197 134V133H196ZM200 134V133H199ZM206 134V133H205ZM208 134V133H207ZM244 134V135H243ZM120 135V134H119ZM118 135V136H119ZM122 135V134H121ZM127 135H128V133H127ZM171 135L173 136V137H171ZM34 136V135H33ZM63 136V135H62ZM85 136V135H84ZM87 136V135H86ZM113 136V135H112ZM124 136V135H123ZM154 136H156L155 138H154ZM259 136V135H258ZM116 137V136H115ZM157 137H158V139H157ZM219 137V138H218ZM247 137V136H246ZM251 137V136H250ZM255 137H257V136H255ZM260 137V136H259ZM258 137V138H259ZM123 138V137H122ZM131 138V137H130ZM140 138H142V140H140ZM205 138V137H204ZM212 138V137H211ZM264 138V137H263ZM35 139V138H34ZM99 139V138H98ZM120 139H121V137H120ZM149 139V140H150ZM208 138L206 137V140H207ZM247 139H249V137L247 138ZM253 139V138H252ZM251 138H250V141L252 140ZM255 139V138H254ZM260 139V138H259ZM101 140H100V142H101ZM123 140V139H122ZM201 140V139H200ZM244 140V139H243ZM3 141V140H2ZM73 141V140H72ZM128 141V140H127ZM199 141V140H198ZM197 140H196V143L195 144H197V142H198ZM205 141V140H204ZM238 141V140H237ZM247 141V140H246ZM249 141V142H250ZM260 141H261V139H260ZM110 142H112V143H110ZM122 142V141H121ZM121 142H119V143H121ZM125 142H126V140H125ZM147 142H145V143H147ZM208 142V141H207ZM214 143H216L215 142V140L213 141ZM229 144H228V143ZM263 142V141H262ZM92 143V142H91ZM99 143V142H98ZM133 143H135L136 145H137V147H136V145L135 144H133ZM200 143V142H199ZM220 143V148H222L221 146H222V144ZM241 143L242 142H240V146H241ZM245 144H247V142H244ZM260 143V142H259ZM62 144H64V143H62ZM79 144H80V141H79ZM104 144V143H103ZM112 144V145H111ZM139 144V145H138ZM202 144V143H201ZM211 144V145H210ZM218 144V143H217ZM217 144H215V145H217ZM233 144L231 145L232 147H234L233 146ZM258 144V143H257ZM109 145H111V146H109ZM147 147V149H148V156L146 157V152H147V149H145V146ZM200 145V144H199ZM202 145H204V144H202ZM207 145V144H206ZM208 145H210L209 147L207 146V148H211V146H212V148L211 149H213V147L215 146H213V144H212V142L211 143H209ZM219 145V144H218ZM243 145V144H242ZM251 145V144H250ZM250 145H247V147L248 146H250ZM261 145V144H260ZM55 146V145H54ZM101 146V145H100ZM106 146H107V148H106ZM109 146V147H108ZM134 146V147H133ZM227 146H225V147H227ZM231 146H229V147H227L226 149H232L231 148ZM239 146V147H240ZM53 147V146H52ZM70 147V146H69ZM112 147V148H111ZM217 147H219V146H217ZM225 147H223L224 149H221L222 151L223 150H225L226 151V149H225ZM244 147H246V146H244ZM264 147V146H263ZM88 148V147H87ZM91 148V147H90ZM130 148V147H129ZM188 148V149H187ZM194 148H195V150H194ZM206 148V147H205ZM220 148H218V151L220 150ZM237 149H238V146L236 147ZM251 148V149H250ZM261 148V147H260ZM112 149H114V150H112ZM117 151H116V150ZM144 151H146V152H144ZM228 149V150H229ZM234 149V148H233ZM232 149V151H234V150H236V149H234L233 150ZM253 148H252V146H250L249 147V149H248V152L250 153V151L252 150ZM255 149V148H254ZM31 150V149H30ZM121 150V151H120ZM204 150V149H203ZM220 150V151H221ZM240 150V149H239ZM242 150H244V149H241V151ZM250 150V151H249ZM118 153H116V152ZM118 151H120V152H118ZM205 151H206V149H205ZM208 151V150H207ZM206 151V152H207ZM209 151H210V149H209ZM212 152V154H213V151H216L215 149H213V150H211ZM220 151H219V156H218V154H216V158H217V156L219 157V158H217V159H219V160H223L221 157H220ZM241 151H239V152H241ZM122 152V153H121ZM236 152V151H235ZM234 152V153H235ZM244 152H246V151H244ZM39 153V152H38ZM41 153V152H40ZM63 153V152H62ZM120 153V154H119ZM134 153V154H133ZM196 153V154H197ZM198 153V154H199ZM208 153H210V152H208ZM223 153V155H226V154H224V151L222 152ZM242 153V152H241ZM247 153V152H246ZM246 153H242L243 155L241 156V157H236V156H238V155H235V157H233L232 156V154L230 155V157L229 156H227L229 159L230 158H232L233 157V159H230V161L228 162L229 163V165H230V162H231V160H234V158H235V161L237 160V159H240L241 160V158H244L243 156L244 155H247ZM257 153V152H256ZM113 154H116V156H117V162H115V161H113V158L115 157L116 158V156H114ZM122 154V155H121ZM125 154H126V157H128L129 155H130V157H128V158H126V157H124L125 156ZM129 154V155H128ZM131 154H133L134 155V157H137L138 159H135L136 161H138L139 159H140V161H139V163L138 164H141V162H142V165H140L141 167H140V169L142 168V170H137L139 173L138 174H140V173H142V179L141 178H139V180H138V182L136 181L137 179L135 178V180H134V171H136V167L134 168L135 170L133 171V167L132 168H130V166H125L127 163L129 164V158H131L130 160V162H132L133 164H134V162H135V160H134V162L132 161L133 159H132V157H133V155H132V157H131ZM139 154H141V153H139ZM192 154V155H193ZM206 154V153H205ZM212 154H209V156L210 155H212ZM229 154V153H228ZM237 154H239L238 152H237ZM261 154V153H260ZM63 155V154H62ZM71 155V154H70ZM97 155V154H96ZM95 155V156H96ZM124 155V156H123ZM128 155V156H127ZM143 155V154H142ZM187 155V156H186ZM208 155V154H207ZM214 155V154H213ZM222 155V156H223ZM257 155V154H256ZM259 155V154H258ZM263 155V154H262ZM36 156V155H35ZM90 156V155H89ZM186 156V158H184ZM194 156V155H193ZM192 156V160L196 157V155H195V157H193ZM200 156H205L204 155V153H203V155H202V153H200ZM40 157V156H39ZM50 157H51V155H50ZM60 157V156H59ZM124 157V158H123ZM133 157V158H134ZM223 157H226V156H223ZM227 157H226V159H227ZM248 157V156H247ZM254 157V156H253ZM256 157V156H255ZM114 158V159H115ZM197 158V157H196ZM205 158V157H204ZM207 158H209V157H207ZM128 161H126V160ZM210 159L212 160L213 159V156H210ZM216 159V161L218 162L219 160H217ZM252 159V158H251ZM257 159V158H256ZM259 159V158H258ZM68 160V159H67ZM126 161V164H124L125 163V161ZM197 160H199V159H197ZM201 160V159H200ZM240 160H238L239 161V163H241V166H242V169H244V167L246 166V164L248 163H251V164H256V162L258 161H252L251 162V160H244V159H242L241 160V162H240ZM28 161V160H27ZM124 161V162H123ZM187 161H186V163H187ZM224 161V160H223ZM246 161V162H245ZM250 161V162H249ZM260 162L262 161V160H259ZM113 162H115V164L113 163ZM191 162V161H190ZM226 162V161H225ZM234 162V161H233ZM232 162V163H233ZM254 162V163H253ZM259 162V163H260ZM263 162H264V159H263ZM54 163V162H53ZM130 164L131 166L133 165V164ZM136 163V162H135ZM185 163V164H186ZM189 163V162H188ZM192 163V162H191ZM191 163H189V165L191 164ZM227 163V164H228ZM235 163V162H234ZM239 163H237V164H239ZM258 163V162H257ZM259 163L258 164H256V165H259ZM40 164H41V162H40ZM61 164V163H60ZM64 164V163H63ZM97 164V163H96ZM100 164V163H99ZM98 164V165H99ZM138 164H134V165H138ZM182 164L184 165V163L182 162ZM225 164V163H224ZM224 164H222V165H220L221 166V168L223 167V165ZM227 164H225L226 165V167L227 168H229V165H227ZM237 164H235V165H237ZM242 164H245V165H242ZM247 164V165H248ZM261 164H262V162H261ZM70 165V164H69ZM86 165V164H85ZM133 165V166H134ZM180 165V164H179ZM186 165H188V164H186ZM192 165H193V163H192ZM255 165V166H256ZM263 165H264V163H263ZM65 166V165H64ZM220 166H217L216 167V165H215V167L216 168H218V169H220L221 170V168H220ZM232 166H234V165H232ZM240 164H239V167H238V165H237V169H235L237 172L241 169L240 167ZM244 166V167H243ZM250 166V165H249ZM252 166V165H251ZM261 165H259L258 167H256V169H253L254 168V165H253V168L252 167H250V168H252V170H250L249 168H247V169H249L250 171H248L246 168L244 169V170H246V171H248V172H246V173H244V175L242 174V173H240L239 175H238V177L236 176V179H234L235 180V183H232V184H230L229 186H228V184L226 185V184H224V185H226V187H227V191H229V193H227V194H230V192H231V194L233 193V195L232 196H234V193H236V195L234 196L235 197V199H236V202H235V200L233 201V199H232V201H231V203H234L235 204V206H237V207H233L234 208V210H235V212L237 211L238 212V208H240V207H238L239 205L237 204L236 205V203H242V201H243V199L245 200V201H247V203H248V201H249V204H251V203H253L254 202V200L256 199V197H255V199H253L252 197L253 196H250L251 197V199H249V194H251V195H254V194H258V193H255V192H260L261 191V189L259 190V188H257V190H256V187H253L254 186V184H255V186H258V187H260V188H262V187H264V185L262 186V184H261V182L263 183L264 182V174H262L263 172H262V170L264 171V169H262V166L260 167ZM75 167H77V166H75ZM99 167V166H98ZM125 167L126 168H130V170L132 169V173H134L133 174V176L132 175H130V179H128V177H129V175L128 174H130L131 172H130V170L129 171H127L126 169H125ZM185 167H187V166H185ZM192 167V166H191ZM191 167H189L188 166V168H187V170L189 169V168H191ZM226 167H224V168H226ZM23 168V167H22ZM80 168V167H79ZM89 168V167H88ZM93 168H95V167H92V168H90L89 170H88V172H87V174H90V173H93V171L95 170H93ZM107 168V169H108ZM113 168V169H114ZM139 167H137V169H138ZM172 168H174V169H172ZM180 168H184V167H180ZM200 168V167H199ZM206 168V167H205ZM215 168V169H216ZM233 168V167H232ZM236 168V167H235ZM240 168V169H239ZM83 169V168H82ZM99 169V168H98ZM104 169V172H107V173H105V174H108L110 171V169H106L105 170V168H103ZM103 169L101 170V172L103 171ZM112 169V170H113ZM186 169V168H185ZM185 169H181V170H185ZM230 169H231V166H230ZM229 169V171H230V173H231V171L232 172H236V171H234V170H230ZM234 169V168H233ZM74 170V169H73ZM100 170V169H99ZM111 170V171H112ZM175 170H177L178 172H177V174H176V171ZM180 170V171H181ZM211 170H212V168H211ZM87 171V170H86ZM109 171V172H108ZM126 171V172H125ZM142 171V172H141ZM224 171V174H226V171L228 172V170H223ZM223 171L221 172V174H223ZM241 171V170H240ZM30 172V171H29ZM35 172V171H34ZM55 172V171H54ZM127 172H128V174H127ZM215 172H218V171H215ZM236 172V173H237ZM241 172H243V170L241 171ZM131 173V174H132ZM182 173V172H181ZM185 173V172H184ZM183 173V174H184ZM38 174V173H37ZM104 174V173H103ZM115 174V173H114ZM176 174V175H175ZM179 174V175H178ZM188 174V173H187ZM218 174H220V172H218ZM243 176H242V175ZM137 175V174H136ZM135 175V176H136ZM213 175H214V173H213ZM231 175H232V173H231ZM234 175V174H233ZM232 175V176H233ZM263 175V178H261V176ZM101 176V175H100ZM127 176V177H126ZM138 176V175H137ZM177 176V177H176ZM182 176V175H181ZM180 176V177H181ZM184 176H188V175H184ZM230 175H228V177H229ZM231 176V177H232ZM235 176V175H234ZM233 176V177H234ZM45 177V176H44ZM109 177V178H108ZM138 177H140V175L138 176ZM180 177H179V179H180ZM190 177V176H189ZM227 177V178H228ZM230 177V178H231ZM240 177V178H239ZM255 177H259V178H261V179H263L262 181H260V180H257V178L255 179L256 181H259V182H257V183H259L258 185H257V183H251L250 182V184L248 183L249 182V180L251 181V178H255ZM42 178V177H41ZM85 178V177H84ZM100 178V177H99ZM111 178V179H110ZM124 178V179H123ZM127 178V179H126ZM185 178V177H184ZM183 178V179H184ZM194 178H196V177H194ZM226 178V179H227ZM230 178H228L229 180H230ZM235 178V177H234ZM258 178V179H259ZM75 179V178H74ZM88 179V178H87ZM91 179V178H90ZM181 179H182V177H181ZM180 179V180H181ZM223 179V178H222ZM228 179H227V181H228ZM67 180H68V178H67ZM100 180V179H99ZM124 180V181H123ZM126 180H129V182L128 181H126ZM177 181V183L179 184L178 186H177V189L175 188V187H173V183L175 182L176 183V181ZM207 180V179H206ZM214 180V179H213ZM225 180V179H224ZM238 180V181H237ZM255 180H254V182H255ZM83 181V180H82ZM111 181V182H110ZM125 181H126V183H128L127 184V186H126V183H125ZM182 181V180H181ZM222 181V183H221V185L223 184V183H225V182H227V181H223V180H221ZM113 182V183H112ZM141 182V183H142ZM183 182V181H182ZM185 182V181H184ZM183 182V184L182 185H184L185 183ZM201 182V181H200ZM232 182H233V180H232ZM253 182V181H252ZM91 183V182H90ZM101 183V184H102ZM111 183V184H110ZM141 183H139V184H141ZM176 183V184H177ZM187 183V182H186ZM214 183V182H213ZM219 184H220V182H218ZM229 183V182H228ZM230 183H231V180H230ZM246 183L248 184V185H246ZM130 184V185H129ZM175 184V185H176ZM252 184V185H251ZM85 185V184H84ZM88 185V184H87ZM110 185V186H109ZM124 185L126 186V188L128 187V189H127V192H126V188L124 187ZM129 185V186H128ZM137 185H138V187H137ZM186 185V184H185ZM184 185V187H186ZM187 185H189L190 186V184H188L187 183ZM196 185V184H195ZM212 185V184H211ZM217 185V184H216ZM249 185H251L252 187H253V190H254V188H255V190L254 191H251L252 190V188H250V190H249V192H247V194H248V196H241L242 197V201H241V199H240V197L238 196L239 194L240 195H243V194H245V189H249V187H251V186H249ZM101 186V185H100ZM99 186V187H100ZM110 187V189L111 188H113V190L112 191H110L109 192V187ZM134 186V185H133ZM219 187L221 188V186L219 185ZM223 187H225V186H223ZM225 187V188H226ZM243 187H244V189H243ZM56 188V187H55ZM84 188V187H83ZM173 188H175V190H176V194H175V191H174V189ZM179 188V189H178ZM190 188V187H189ZM212 188V187H211ZM217 189H218V187H216ZM42 189V188H41ZM82 189V188H81ZM98 189V188H97ZM101 189V188H100ZM132 189V188H131ZM182 189V188H181ZM242 189H243V191H242ZM89 190V189H88ZM129 190V191H128ZM212 190V189H211ZM216 190V189H215ZM224 189H222V191H223ZM104 191V192H103ZM225 191V190H224ZM223 191V192H224ZM264 190H263V188H262V193H264L263 192ZM11 192V191H10ZM124 192L125 193H127V194H124ZM187 192V191H186ZM190 192V191H189ZM189 192H187V194L189 193ZM214 192H216V191H214ZM219 192L221 193V191L219 190ZM218 192V193H219ZM226 192V191H225ZM240 192H242V193H240ZM251 192H253L254 194H252ZM85 193V192H84ZM105 193V194H104ZM181 193V194H180ZM262 193H260V195H263L262 196V199H263V197H264V194H262ZM106 194V196H108ZM184 194H185V191H184ZM222 194V193H221ZM220 194V195H221ZM225 194V193H224ZM223 194V196L225 197V195ZM226 194V195H227ZM84 195V194H83ZM177 196V197H175V199H174V196ZM179 195V196H178ZM189 195V194H188ZM246 195V194H245ZM259 195V194H258ZM258 195H257V197H258ZM259 195V196H260ZM33 196V195H32ZM100 196V195H99ZM197 196V195H196ZM229 196V195H228ZM228 196H226V197H228ZM232 196H229V197H232ZM236 196H238L239 197V199H238V197H236ZM51 197H53V196H51ZM86 197V196H85ZM133 197H136V196H133ZM183 197H184V195H183ZM183 197H181V199L180 200H182V199H184ZM199 197V196H198ZM226 197H225V199H226ZM229 197H228V199H229ZM107 198V197H106ZM87 199H88V197H87ZM86 199V200H87ZM200 199H201V197H200ZM199 199V200H200ZM203 199H204V197H203ZM220 199H221V196H220ZM253 199V200H252ZM67 200V199H66ZM109 200V199H108ZM131 199H129L128 201H130ZM174 200H176V201H174ZM195 200V199H194ZM237 200H238V202H237ZM260 200H261V197H260ZM264 200V199H263ZM263 200H261V202L263 201ZM3 201V200H2ZM13 201V200H12ZM21 201V200H20ZM31 201V200H30ZM91 201V200H90ZM93 201V200H92ZM104 201V200H103ZM176 202L177 203V207H180L179 209H176L177 207L175 206V204L176 203H174V202ZM185 200H183L182 202H184ZM200 201H202V200H200ZM200 201H199V203H200ZM210 201H211V199H210ZM221 200H219V202H220ZM240 201V202H239ZM250 201H251V203H250ZM33 202V201H32ZM82 202V201H81ZM108 202V201H107ZM107 202H106V204H107ZM118 202L119 203H122V202H120L119 200H118ZM186 202V201H185ZM196 202V201H195ZM198 202V201H197ZM204 202V201H203ZM225 202H226V200H225ZM224 201H223V203H225ZM260 202V203H261ZM43 203V202H42ZM91 203V202H90ZM90 203H89V205H90ZM118 203V204H119ZM124 203H126L127 205H128V202L126 201V200H124ZM229 204H231L230 202H228ZM246 203V204H247ZM257 202L255 201V203H253V204H256ZM259 203V204H260ZM263 203V204H262ZM261 204H260V209H262L263 208V210H260V211H264V207H262V206H264V202H262ZM77 204H79V203H77ZM98 204H99V202H98ZM101 204V203H100ZM104 204V203H103ZM111 204V203H110ZM116 204V206L115 207H117L118 205H117V203H115ZM114 204V205H115ZM181 204H183V203H181ZM192 204V203H191ZM201 204V203H200ZM200 204H199V206H200ZM226 205H227V203H225ZM243 204H245V203H243ZM245 204V205H246ZM258 204V203H257ZM18 205V204H17ZM38 205V204H37ZM76 205V204H75ZM85 205V204H84ZM114 205H113V207H114ZM209 205V204H208ZM215 205V204H214ZM213 205V206H214ZM217 205V204H216ZM78 206V205H77ZM86 206V205H85ZM107 206V205H106ZM111 206V205H110ZM109 205L107 206V211H108V207H110ZM123 206L125 207V205H123V203H122V207L121 208H123ZM130 205H128V207H129ZM192 206V205H191ZM221 206L223 207V205L221 204ZM228 206H230V205H228ZM227 206V207H228ZM248 206V205H247ZM4 207V206H3ZM57 207V206H56ZM82 207V206H81ZM105 207V206H104ZM120 207H117V209L118 208H120ZM215 207H217V206H215ZM218 207H219V204H218ZM232 207V206H231ZM230 207V208H231ZM246 207V206H245ZM49 208V207H48ZM111 208H112V206H111ZM111 208H110V211H111ZM121 208L119 209L120 210V212H121ZM191 208V207H190ZM197 208V207H196ZM213 209H214V207H212ZM221 208V207H220ZM229 208V207H228ZM227 208V211L229 210ZM232 208V209H233ZM236 208V209H235ZM8 209V208H7ZM18 209V208H17ZM41 209V208H40ZM51 209V208H50ZM81 209V208H80ZM103 209V208H102ZM184 209V210H183ZM210 209V208H209ZM247 209V208H246ZM12 210V209H11ZM29 210V209H28ZM113 210V209H112ZM126 210V209H125ZM231 210V209H230ZM241 210V209H240ZM239 210V211H240ZM244 210V209H243ZM20 211V210H19ZM27 211V210H26ZM31 211V210H30ZM35 211V210H34ZM67 211V210H66ZM106 207H105V211H102V212H104L103 214H105L106 212ZM140 211V212H139ZM181 211V212H182ZM189 211H190V209H189ZM193 211V210H192ZM207 211H209V210H207ZM214 211H215V209H214ZM223 211H225V210H223ZM242 211V210H241ZM32 212V211H31ZM86 212V211H85ZM100 212V211H99ZM109 212V211H108ZM184 212H182V213H184ZM201 213H202V211H200ZM212 212V211H211ZM216 212V211H215ZM235 212H233L232 213V211H229V215H232L233 214V216H235L236 215V213ZM244 212V211H243ZM246 212V211H245ZM15 213V212H14ZM28 214H29V212H27ZM37 213V212H36ZM51 213V212H50ZM123 212H121L120 213V215L122 216V219H123V214H122ZM176 213V212H175ZM178 213L180 214V212L179 211H177V215H178ZM186 213H184V214H186ZM191 213V212H190ZM193 213L194 212H192L191 214H192V216H193ZM206 213V212H205ZM224 213V212H223ZM231 213V214H230ZM238 213H241L242 214V212H238ZM237 213V215H240V216H242L241 214H238ZM263 212H261V214H262ZM16 214V213H15ZM41 214V213H40ZM203 214V213H202ZM211 214V213H210ZM250 214V213H249ZM253 214V213H252ZM260 214V216L262 217H264V215H261ZM264 214V213H263ZM22 215V214H21ZM35 215V214H34ZM39 215V214H38ZM45 215V214H44ZM43 215V216H44ZM106 215V214H105ZM119 215V214H118ZM174 215V216H173ZM176 215V216H177ZM189 215V214H188ZM224 215H226L225 213H224ZM254 215V214H253ZM120 216V217H121ZM175 216V217H176ZM210 216V215H209ZM218 216V215H217ZM49 217V216H48ZM117 218L119 217V216H116ZM196 217V216H195ZM206 217V216H205ZM205 217H204V219H205ZM228 217V216H227ZM235 217H238V216H235ZM252 217V216H251ZM19 218V217H18ZM72 218V217H71ZM101 218V217H100ZM192 218V217H191ZM197 218V217H196ZM196 218H194V220L196 219ZM201 218V217H200ZM231 218V217H230ZM233 218V217H232ZM240 218V217H239ZM41 219V218H40ZM99 219V218H98ZM103 219V218H102ZM102 219H101V222H102ZM122 219H120V218H118V221L120 220V222H122V224L121 223H118L117 221L115 222V220H114V222L115 223H118L117 224V226H116V228H117V231H120V232H118V234H123L122 233V229H123V231L125 230L123 227H125L124 225V223H123V220ZM189 219V218H188ZM214 219V218H213ZM234 219V218H233ZM236 219H238V218H236ZM122 220V221H121ZM229 220V219H228ZM232 220V219H231ZM239 220V219H238ZM257 220V219H256ZM260 220V219H259ZM263 220H264V218H263ZM110 221V220H109ZM107 219H103V223L102 224H105L104 226H109V225H116L115 223L113 224V223H111V224H108V222H109ZM196 221V220H195ZM194 221V222H195ZM211 221V220H210ZM223 221V220H222ZM233 221V220H232ZM243 221V220H242ZM22 222V221H21ZM100 222V223H101ZM215 222V221H214ZM85 223V222H84ZM185 223H183L184 225H185ZM189 223H191V220H190V222ZM227 223H229V222H227ZM231 223V222H230ZM248 223V222H247ZM250 223V222H249ZM262 223V222H261ZM29 224V223H28ZM124 224V225H123ZM226 224V223H225ZM264 224V223H263ZM188 225V224H187ZM193 225V224H192ZM233 225H235L234 223H233ZM259 225H261V224H259ZM6 226V225H5ZM214 226V225H213ZM9 227V226H8ZM20 227V226H19ZM32 227V226H31ZM107 227H105V228H107ZM187 227V226H186ZM191 227V226H190ZM225 227V226H224ZM36 228V227H35ZM101 228V227H100ZM109 228H110V226H109ZM111 228L113 229L114 228V226L112 227L111 226ZM110 228V229H111ZM115 228V229H116ZM189 228V227H188ZM229 228H231V227H229ZM248 228V227H247ZM257 228V227H256ZM54 229V228H53ZM132 229V230H133ZM177 229V230H178ZM194 229H195V227H194ZM225 229H226V227H225ZM81 230V229H80ZM183 230V229H182ZM240 230V229H239ZM248 230H250V229H248ZM259 230V229H258ZM56 231V230H55ZM193 231V230H192ZM212 231V230H211ZM225 231V230H224ZM243 231V230H242ZM34 232V231H33ZM111 232V231H110ZM109 232V233H110ZM113 232H115V230L113 229ZM125 232H126V230H125ZM124 232V233H125ZM131 232V231H130ZM133 232H134V230H133ZM135 232V233H136ZM178 232V231H177ZM236 232V231H235ZM105 233V232H104ZM132 233V232H131ZM137 233V234H138ZM190 233V232H189ZM193 233V232H192ZM228 233V232H227ZM241 233V232H240ZM264 233V232H263ZM117 235V233H114L113 235ZM120 234V236L118 235V237H121V236H123L124 238H125V236H124V234L123 235H121ZM133 234V233H132ZM188 234V233H187ZM205 234V233H204ZM207 234V233H206ZM210 234H211V232H210ZM222 234V233H221ZM230 234V233H229ZM233 234H234V232H233ZM251 234H252V232H251ZM64 235V234H63ZM102 235V234H101ZM134 235V234H133ZM186 235V234H185ZM190 235V234H189ZM194 235V234H193ZM232 235V234H231ZM244 235V234H243ZM250 235V234H249ZM104 236V235H103ZM102 236V237H103ZM105 236H106V234H105ZM128 236V235H127ZM126 236V237H127ZM137 236V237H136ZM205 236V235H204ZM210 236H212V234L210 235ZM236 236V235H235ZM240 236H242V235H240ZM136 237V238H135ZM190 237V236H189ZM201 237V236H200ZM199 237V238H200ZM245 237V236H244ZM105 238V237H104ZM195 238H196V236H195ZM194 238V239H195ZM208 238H211V237H208ZM247 238V237H246ZM256 238V237H255ZM260 238H262V240L264 239V237L263 236H261ZM137 239V240H138ZM190 239V238H189ZM238 239V238H237ZM250 239H251V237H250ZM253 239V238H252ZM105 240V239H104ZM120 240V239H119ZM124 240V239H123ZM127 240V239H126ZM177 240V241H176ZM255 240V239H254ZM2 241V240H1ZM81 241V240H80ZM106 241V240H105ZM121 243L122 242H124V241H122V237H121ZM139 241V240H138ZM251 241V240H250ZM6 242V241H5ZM115 242H117V244L116 245H119L120 246V248L121 247H124L122 244H118V243H120V242H118V240L117 241H115ZM126 242V241H125ZM188 242H189V240H188ZM188 242H186L184 245L185 246H187V243ZM191 242V244H192V242L193 241H190ZM195 242V241H194ZM213 242V241H212ZM239 242V241H238ZM253 242H255V241H253ZM258 242H259V240H258ZM260 242H261V240H260ZM94 243V242H93ZM178 243V244H179ZM202 243V242H201ZM262 243V242H261ZM110 244V243H109ZM207 244V243H206ZM229 244V243H228ZM239 244V243H238ZM249 244H251V247H250V245ZM249 244H248V246H246V244H243V246L245 247V249H244V253H245V255H247V256H245L244 255V257H245V261H246V264H254V262L252 263L251 262V260H253V259H251L250 260V258L252 257V256H249V255H251V254H249V253H246V248H249V249H251V248H253V246L252 245H254V244H252V243H250L249 242ZM259 244V243H258ZM85 245V244H84ZM122 245V246H121ZM213 245V244H212ZM262 245V244H261ZM126 246V247H127ZM241 246V245H240ZM107 247V246H106ZM125 247V249H127ZM137 247H138V245H137ZM188 247V246H187ZM190 247H191V245H190ZM202 247V246H201ZM203 247H204V245H203ZM219 247V246H218ZM263 248L264 247V245L263 246H259V248ZM119 248V247H118ZM130 248V247H129ZM183 248V249H182ZM192 248H194L193 246H192ZM196 248V247H195ZM198 249H199V247H197ZM254 248L256 249V248H258V247H255V245H254ZM258 248V249H259ZM107 249V248H106ZM137 249V250H136ZM254 249V250H255ZM179 250V251H178ZM193 250V249H192ZM202 250V249H201ZM205 250V249H204ZM253 250V249H252ZM105 251V250H104ZM103 251V252H104ZM123 251V250H122ZM199 251V250H198ZM222 251V250H221ZM256 251V250H255ZM260 251V250H259ZM263 251V250H262ZM218 252V251H217ZM121 253V252H120ZM206 253V252H205ZM204 253V254H205ZM224 253V252H223ZM228 253V252H227ZM230 253V252H229ZM236 253V252H235ZM260 253V252H259ZM258 253V254H259ZM115 254H118V252L117 253H115ZM179 254H182L185 258L187 257H189L190 256V258H188V260H190V261H187V258L185 259V258H183V259H185V260H183V259H180L179 258ZM190 254V255H189ZM86 255V254H85ZM89 255V254H88ZM114 255V254H113ZM189 255V256H188ZM192 255V256H191ZM196 256V257H194V256ZM208 255V254H207ZM217 255H218V253H217ZM232 255V254H231ZM256 255H257V253H256ZM255 255V256H256ZM50 256V255H49ZM104 256H106V254L104 255ZM119 256V255H118ZM212 256V255H211ZM219 256V255H218ZM223 257H224V255H222ZM234 256V255H233ZM107 257V256H106ZM192 257V258H191ZM221 257V256H220ZM247 257V258H246ZM112 258V257H111ZM194 258H195V260H194ZM198 258V259H197ZM213 258H214V256H213ZM231 258V257H230ZM230 258H229V260L228 261H230ZM235 258V257H234ZM260 258V257H259ZM85 259V258H84ZM181 261H180V260ZM222 259V258H221ZM232 259V258H231ZM256 259V258H255ZM122 260V261H121ZM242 261V263L243 264H245L244 262L245 261ZM64 261V260H63ZM117 261V262H118ZM182 261H186V262H182ZM212 261V260H211ZM223 261V260H222ZM234 261H235V259H234ZM210 262V261H209ZM214 262V261H213ZM231 262H232V264H234L233 263V260H231L230 261V264H231ZM119 263V264H120ZM212 263V262H211ZM217 263H218V261H217ZM221 263V262H220ZM225 263H227L228 264V262H225ZM238 263V262H237ZM236 263V264H237ZM212 264H216V263H212ZM221 264H224V262L223 263H221Z\"/></svg>",
    "mask_w": 264,
    "mask_h": 264
},
{
    "label": "crops",
    "instance_id": "obj_3",
    "mask_svg": "<svg viewBox=\"0 0 264 264\" xmlns=\"http://www.w3.org/2000/svg\"><path fill=\"white\" fill-rule=\"evenodd\" d=\"M77 141V140H76ZM95 163H93L92 162V164H90V167L88 166V165H85V163H81V165H82V174H81V176H84L85 178H90L91 177V173L90 174H87V172H88V170L90 169V168H92V167H95V168H93V172H97V165L95 164ZM89 167V168H88ZM109 167H111V164L109 165ZM106 169H107V167H106ZM126 169V168H125ZM87 170V171H86ZM91 170V169H90ZM127 170V169H126ZM92 171V170H91ZM126 172V171H125ZM89 173V172H88ZM111 184V183H110ZM110 186V185H109ZM108 186V187H109ZM84 187V188H83ZM82 188V189H81ZM98 187L97 186H95V185H93V184H86L85 186H81L80 188H74V189H72V193H73V196H75V197H77V198H81L82 197V202L80 201L79 202V204H77L76 203V205H73V206H71V207H67V208H65V210H79L80 208L81 209H84V210H89L90 208H93L94 206H95V201L97 202V205H98V202H99V188L97 189ZM102 188H103V185H102ZM89 189V190H88ZM112 190H113V188H111ZM110 189V187H109V192L110 191H112ZM97 190H98V192H97ZM85 192V193H84ZM93 192H97L98 194H97V196L94 194V195H92V193ZM104 192V191H103ZM110 193H112V192H110ZM84 194V195H83ZM103 194V193H102ZM105 194V193H104ZM106 194H107V191H106ZM106 194H105V199H106ZM108 196L109 195H111V194H107ZM86 196V197H85ZM87 197H88V199H87ZM96 197V198H95ZM102 197H103V195H102ZM87 199V200H86ZM91 200V201H90ZM93 200V201H92ZM102 200V199H101ZM104 200V199H103ZM102 200V201H103ZM33 200H28V202L26 203L27 205H26V207L24 208V209H21V211L23 210L24 212H25V214L26 215H33L32 213H34V212H37V208H33V202H32ZM91 202V203H90ZM89 203H90V205H89ZM86 206H85V205ZM78 205V206H77ZM112 206V208H111V206L110 207H108V211H107V206ZM82 206V207H81ZM107 206L105 205V207H106V214L108 213V214H111L113 211H114V209H115V207H113V204L111 203H109V204H107ZM105 207H103V209H102V211H105ZM110 208H111V211H110ZM12 209V210H11ZM29 209V210H28ZM113 209V210H112ZM27 210V211H26ZM32 212H31V211ZM35 210V211H34ZM10 211H12L13 213L15 212H17L18 211V209L17 208H14V207H11L10 208ZM20 211V212H21ZM27 212H29V214L27 213ZM104 213V212H103ZM88 218H90L89 216H87ZM85 218V217H84ZM83 220V219H82ZM97 223H99V221L96 219L95 220ZM109 221V220H108ZM13 222H16V221H13ZM90 222L91 221H87V223H89L90 224ZM111 223H113L112 221H109L108 222V224H111ZM114 224V223H113ZM110 226V228H111V226L113 227L114 225H109ZM108 226V227H109ZM109 228V229H110ZM110 230H112V228L110 229Z\"/></svg>",
    "mask_w": 264,
    "mask_h": 264
}]
</instances>
